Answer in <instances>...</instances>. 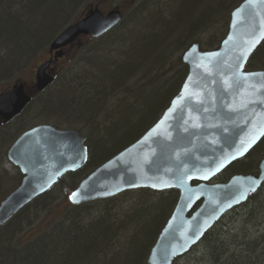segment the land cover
I'll list each match as a JSON object with an SVG mask.
<instances>
[{
  "label": "trees",
  "instance_id": "1",
  "mask_svg": "<svg viewBox=\"0 0 264 264\" xmlns=\"http://www.w3.org/2000/svg\"><path fill=\"white\" fill-rule=\"evenodd\" d=\"M84 1L0 0V41L7 39L0 49L8 52L7 43L16 52L0 60V75L30 56L22 47L43 26H36L32 33L24 27L39 17L46 5L54 4L42 21H52L45 38L51 39L89 9L87 4L72 21ZM242 1L140 0L131 5L125 23L122 17L104 35L82 38L95 41L90 47L75 42V49L85 50L80 71L64 75L61 81L54 76L46 89L32 94L19 116L0 123V200L20 182L17 168L7 171L3 163L16 137L34 126L19 127L32 104L41 120L50 119L49 115L59 117L54 127L73 128L85 136L89 154L81 169L66 173L0 226V264L146 263L176 204L177 190H129L77 206L67 203L58 213H52L56 202L53 192L59 191L67 199L80 180L138 139L158 119L187 74L182 52L192 43L204 50L217 48L225 36L230 12ZM134 2L130 0V4ZM68 48L62 50V57L53 59V64L66 56ZM246 70H264V40L250 56ZM262 157L264 137L216 180L224 182L233 174L256 172L257 160ZM182 258L186 264H264V184L228 211Z\"/></svg>",
  "mask_w": 264,
  "mask_h": 264
},
{
  "label": "water",
  "instance_id": "2",
  "mask_svg": "<svg viewBox=\"0 0 264 264\" xmlns=\"http://www.w3.org/2000/svg\"><path fill=\"white\" fill-rule=\"evenodd\" d=\"M121 11L97 6L65 27L49 44L51 58L36 68L33 89L53 81L52 57L82 36L98 38L117 26ZM255 38L247 58L240 53ZM264 40V3L240 2L229 14L225 36L215 49L192 43L181 55L187 74L159 118L135 141L98 165L68 195L71 205L107 199L124 191H178L176 204L158 233L145 264H172L192 249L228 211L264 184V157L256 173L214 178L243 158L264 137V70H246ZM54 52V56L53 55ZM255 74V75H253ZM32 92L21 82L0 93L5 124L28 106ZM85 136L73 128L35 125L18 135L6 157L21 174L0 200V226L21 208L88 161ZM76 194L73 196V194Z\"/></svg>",
  "mask_w": 264,
  "mask_h": 264
},
{
  "label": "rangeland",
  "instance_id": "3",
  "mask_svg": "<svg viewBox=\"0 0 264 264\" xmlns=\"http://www.w3.org/2000/svg\"><path fill=\"white\" fill-rule=\"evenodd\" d=\"M139 2H140V0H135V2L133 4H130V0H85L81 6L77 7V10H76L77 13L72 18V21L81 15V13H82L81 11L83 10V8H85V6L87 4H88L87 5L88 7L89 6L91 7V6L96 4V5H98L97 7L103 13H106L113 8H120L122 10V17H123L124 23H125L126 21H128V18L130 16V13H131L130 10L133 7V6L131 7V5H134L136 3L138 4ZM52 4L53 3L46 5V7L39 14V17H36L34 24L28 23V25H26L24 27V29L29 31V33H32V32H34L33 30H34V28H36V26H39V25L43 26L40 33H37L33 40L29 39V41L27 42V46L22 47V50H24V51L27 50V53H30L29 54L30 56H28L27 58L25 57V59H23L21 61V63H19L17 66H13L8 72H6V73L3 72L4 75H0V92L3 91L6 87H8L9 85H11L14 82H22V83L25 82L26 77H28V72H29V68L31 67V65L36 64V66H38L40 63H42L43 61H45L47 59L46 53H47L48 45L59 34L58 33L55 37L53 36L54 38L52 37L51 39L50 38L45 39L50 28L53 27V23L50 20L49 23L43 24L42 21L44 20L43 16H46L48 11L53 9L54 4L53 5ZM43 39H45V40H43ZM6 41H7L6 38H2V40L0 41V44L4 43ZM80 41H81V44L82 43L85 44L83 46L88 45V47H90L91 44L95 43L94 40L91 41V40H86V39H82V38L80 39ZM36 43H40V44H38L37 48L35 46V45H37ZM5 46H6V48L9 49V51L7 52V50H5V49H0V60L2 58L7 59L6 56L8 55V53L10 54V56L16 55L15 47H12V45L9 46V45H7V43H5ZM75 46H76V43H74V45L70 46L67 49L66 56L61 58L58 62H56L51 67L53 75L57 77L56 81H61L62 77H64V75L67 74V76H68V73L71 75H74L75 73L80 71V69L82 68L83 62L81 61V57H82L81 53L83 52L84 49L81 50V48L79 49V47H77L75 49L74 48ZM84 52H85V50H84ZM12 58L14 59V57H12ZM49 90H51V89H49ZM49 90H47L46 92H49ZM39 114H40V112H39ZM33 115H35V117ZM47 117H49L50 119L41 120L37 115L36 108L32 104L28 108V112L26 113L25 117L22 118L21 121L16 120L15 123H18V121L22 122V124L19 127L22 126L23 128L29 127L30 125H38V124H50L52 126L57 125L55 122L59 121V117H57L58 119H56L52 115H49ZM54 119H56V120H54ZM57 128H66V127L58 126ZM85 134L86 135L89 134L86 129H85ZM258 161H259V159L257 160V162ZM236 167L238 169V166H236ZM3 168L7 171H12V165L7 160L4 161ZM53 193L55 194L54 196L56 197L53 201H56V202L53 205V208H52L53 212L52 213H58V212L64 210V207L67 206V203L69 204V202H68V198L64 199L62 194L59 191L55 190V192H53ZM47 218H48V216H47ZM177 264H186V259H184V258L180 259ZM187 264H193V263L187 262ZM198 264H200V263H198Z\"/></svg>",
  "mask_w": 264,
  "mask_h": 264
},
{
  "label": "flooded vegetation",
  "instance_id": "4",
  "mask_svg": "<svg viewBox=\"0 0 264 264\" xmlns=\"http://www.w3.org/2000/svg\"><path fill=\"white\" fill-rule=\"evenodd\" d=\"M84 38H89V37H84ZM49 54L48 52L46 53V58H49ZM36 64H32L31 67L29 68V72H28V77H26V81L23 82V84L25 85V89L29 92L34 93L35 90L33 89V85H34V76H35V71H36ZM19 83V82H14L11 85H9L8 87H6L3 91H1L0 93L10 89L14 84ZM22 83V82H21ZM1 123V121H0Z\"/></svg>",
  "mask_w": 264,
  "mask_h": 264
},
{
  "label": "snow or ice",
  "instance_id": "5",
  "mask_svg": "<svg viewBox=\"0 0 264 264\" xmlns=\"http://www.w3.org/2000/svg\"><path fill=\"white\" fill-rule=\"evenodd\" d=\"M261 3H264V0H260ZM248 3L251 4L253 3V0H248ZM259 42V38H255L251 44H249L246 48L242 49L241 50V53L240 55L243 57V58H247V56L250 54L252 48L255 47V44ZM255 75V74H253ZM76 194L74 193L73 196H75Z\"/></svg>",
  "mask_w": 264,
  "mask_h": 264
},
{
  "label": "bare ground",
  "instance_id": "6",
  "mask_svg": "<svg viewBox=\"0 0 264 264\" xmlns=\"http://www.w3.org/2000/svg\"><path fill=\"white\" fill-rule=\"evenodd\" d=\"M94 6H98V5L95 4V5L91 6V7H89V9L92 8V7H94ZM89 9H87V10H89ZM31 23L34 24L35 23V20H33ZM179 260H180L179 258L178 259H175L172 264H177Z\"/></svg>",
  "mask_w": 264,
  "mask_h": 264
}]
</instances>
